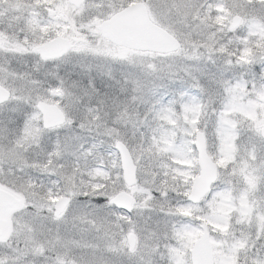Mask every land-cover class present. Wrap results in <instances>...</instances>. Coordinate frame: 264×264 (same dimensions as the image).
I'll list each match as a JSON object with an SVG mask.
<instances>
[{
  "label": "snow or ice",
  "instance_id": "6c2138e0",
  "mask_svg": "<svg viewBox=\"0 0 264 264\" xmlns=\"http://www.w3.org/2000/svg\"><path fill=\"white\" fill-rule=\"evenodd\" d=\"M0 264H264V0H0Z\"/></svg>",
  "mask_w": 264,
  "mask_h": 264
}]
</instances>
